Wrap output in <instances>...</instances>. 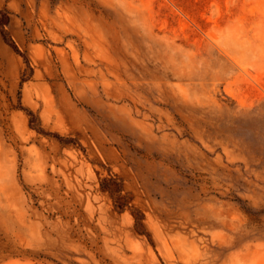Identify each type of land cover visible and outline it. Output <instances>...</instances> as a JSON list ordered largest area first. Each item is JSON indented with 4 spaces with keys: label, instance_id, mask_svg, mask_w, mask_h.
<instances>
[{
    "label": "rangeland",
    "instance_id": "rangeland-1",
    "mask_svg": "<svg viewBox=\"0 0 264 264\" xmlns=\"http://www.w3.org/2000/svg\"><path fill=\"white\" fill-rule=\"evenodd\" d=\"M0 10V264H264V0Z\"/></svg>",
    "mask_w": 264,
    "mask_h": 264
},
{
    "label": "trees",
    "instance_id": "trees-1",
    "mask_svg": "<svg viewBox=\"0 0 264 264\" xmlns=\"http://www.w3.org/2000/svg\"><path fill=\"white\" fill-rule=\"evenodd\" d=\"M9 23V17H8V14L7 13H3L1 10H0V31H1V34L4 38V40L9 43L16 52L18 53H21L20 49L17 47V45L15 44V42L13 41V39L9 36V33L7 31V25ZM26 58V62L29 64V59L27 57ZM29 115L32 116V119H31V123L34 124V117L32 115L31 112H29ZM37 128V127H36ZM39 132L41 133H44V131L42 129H39ZM55 138H57L58 140H60L62 143H67L69 142L68 139H64L63 137L59 136V135H53ZM136 230L137 232H139L140 234H145L146 233V230H145V227H144V224H143V217L141 215H137L136 216Z\"/></svg>",
    "mask_w": 264,
    "mask_h": 264
}]
</instances>
